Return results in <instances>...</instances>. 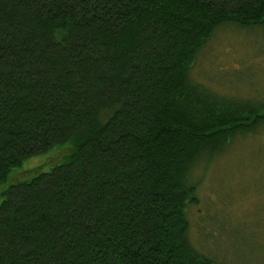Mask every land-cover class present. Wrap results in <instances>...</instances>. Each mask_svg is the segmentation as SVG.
<instances>
[{
	"label": "trees",
	"instance_id": "1",
	"mask_svg": "<svg viewBox=\"0 0 264 264\" xmlns=\"http://www.w3.org/2000/svg\"><path fill=\"white\" fill-rule=\"evenodd\" d=\"M226 25L264 0H0V264H220L192 175L264 131V100L191 76Z\"/></svg>",
	"mask_w": 264,
	"mask_h": 264
},
{
	"label": "rangeland",
	"instance_id": "2",
	"mask_svg": "<svg viewBox=\"0 0 264 264\" xmlns=\"http://www.w3.org/2000/svg\"><path fill=\"white\" fill-rule=\"evenodd\" d=\"M191 76L225 95L264 100V25L218 29L199 53ZM263 132L239 138L205 167L203 178L199 168L192 175L200 180V204L189 213L191 237L220 264H264ZM54 158L34 157L20 170L37 164L49 169Z\"/></svg>",
	"mask_w": 264,
	"mask_h": 264
}]
</instances>
